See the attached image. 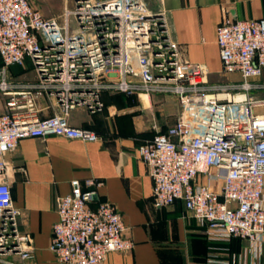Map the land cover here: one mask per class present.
Segmentation results:
<instances>
[{
  "label": "built area",
  "instance_id": "built-area-1",
  "mask_svg": "<svg viewBox=\"0 0 264 264\" xmlns=\"http://www.w3.org/2000/svg\"><path fill=\"white\" fill-rule=\"evenodd\" d=\"M66 24L47 19L31 0H0V91L7 111L0 112V264H23L31 258L29 235L19 232L13 205L12 166L6 154L25 137L56 134L87 142L93 130L70 124L71 108L100 110L102 91L171 94L184 112L165 132L139 146L153 179L158 208L177 200L207 226L210 240H248L255 253L264 248V17L226 15L217 32L224 74L241 81L209 84L208 67L182 57L164 12L146 0H73ZM73 16L80 31L69 32ZM30 58L38 82L12 92L6 68ZM230 90L244 91L230 99ZM55 95L60 112L39 118L35 94ZM260 110V111H258ZM204 178L206 182L201 181ZM103 180L74 179L71 192L57 199L58 220L51 249L64 264H104L114 251L134 246L116 206L102 200ZM217 184V185H216ZM18 256L20 260L13 257ZM250 264H260L252 257ZM207 264H229L209 256Z\"/></svg>",
  "mask_w": 264,
  "mask_h": 264
},
{
  "label": "crops",
  "instance_id": "crops-1",
  "mask_svg": "<svg viewBox=\"0 0 264 264\" xmlns=\"http://www.w3.org/2000/svg\"><path fill=\"white\" fill-rule=\"evenodd\" d=\"M146 1L152 11L164 12L184 59L206 65L212 77L221 73L235 83L241 81L237 73L222 72L218 28L226 15L264 17V0ZM19 66L5 71L12 92L29 89L36 82L33 70L23 71ZM99 98L100 110L91 112L85 105H77L67 115L71 125L93 130L99 140L87 142L56 134L25 137L5 156L13 171L11 190L13 205L19 210L18 229L30 238L32 256L23 264H64L51 249L57 199L70 194L74 179L88 189L86 180L91 177L103 180L100 198L116 206L127 227L125 236L134 242L131 250L108 253L104 264H207L210 255L229 264H250L252 257L264 264V248L258 255L248 240H210L207 226L183 201L162 208L154 205L153 179L139 146L176 121L169 124L177 98L110 91H103ZM6 99L0 91V112L7 111ZM35 110L39 118H46L59 113L60 104L54 95L35 94ZM13 258L18 260V256Z\"/></svg>",
  "mask_w": 264,
  "mask_h": 264
},
{
  "label": "rangeland",
  "instance_id": "rangeland-1",
  "mask_svg": "<svg viewBox=\"0 0 264 264\" xmlns=\"http://www.w3.org/2000/svg\"><path fill=\"white\" fill-rule=\"evenodd\" d=\"M31 4L33 7L38 9L45 18L47 19H55L60 25L66 24V11L67 10H73L74 9V2L73 0H31ZM69 32L77 34V32L80 31V28L78 27V24L75 22V18L73 16L69 17ZM27 60L30 61L27 62ZM22 68L23 71H30L33 70L35 72V68L30 60V58H26L24 63L19 66ZM32 67V68H31ZM36 74V72H35ZM264 75L260 78L261 83H264ZM209 84L219 85V84H233L231 78L229 76L222 75L221 73L218 74V76H211V72L207 75V80ZM36 82H38V76L36 75ZM35 83V82H34ZM237 83V82H236ZM103 92V91H102ZM101 92V93H102ZM55 96V95H54ZM245 96L244 91H238V90H230L228 97L230 99H240ZM250 96L252 99L257 100L264 98V90H252L250 91ZM177 98L173 99V102L176 107L175 116L172 121L169 122L172 123L173 121L177 120L179 117L183 115L184 106L181 103V98L175 96ZM264 110V108H263ZM260 111V110H258ZM168 124V125H169ZM18 260L19 257H18Z\"/></svg>",
  "mask_w": 264,
  "mask_h": 264
},
{
  "label": "water",
  "instance_id": "water-1",
  "mask_svg": "<svg viewBox=\"0 0 264 264\" xmlns=\"http://www.w3.org/2000/svg\"><path fill=\"white\" fill-rule=\"evenodd\" d=\"M156 14H160L161 13V11H157V12H155Z\"/></svg>",
  "mask_w": 264,
  "mask_h": 264
}]
</instances>
